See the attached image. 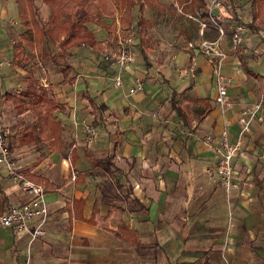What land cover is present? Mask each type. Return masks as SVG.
Instances as JSON below:
<instances>
[{
    "label": "crops",
    "instance_id": "1",
    "mask_svg": "<svg viewBox=\"0 0 264 264\" xmlns=\"http://www.w3.org/2000/svg\"><path fill=\"white\" fill-rule=\"evenodd\" d=\"M9 6L0 7L3 18L13 17L16 12L15 1ZM221 14L225 18L231 16L226 15V11ZM205 16L209 17V14ZM208 20L203 21L202 29L210 27L212 31L207 30L204 34V30H201L204 35L201 42L214 41L219 37L218 29ZM219 26L222 28L220 23ZM5 31L0 27V58L3 55L10 58L13 52V42L7 39L10 35ZM223 37L224 34L218 45L226 53L229 50L224 49ZM254 37L257 36L247 32L242 39L244 47L242 52L239 51L241 54L231 51L232 54H228L223 62V74L229 81L227 98L230 105L226 108L214 102L215 81L206 55L199 50L189 55L188 62L201 67L202 77L198 81L203 82L211 94L177 96H181V99L184 96L187 99L208 97L213 108L203 120L198 121L196 109L191 108L193 103L184 101L192 110L191 126L193 113L196 115V127L186 135L192 144L186 142L187 139L182 142L168 141L167 138L153 140L157 128L150 126L141 130L136 125L129 131L130 134L126 132L125 135L122 129L117 128L112 146L115 159L112 161L115 160L120 167L122 164L117 159L121 157L131 158V165L134 162L133 168L124 173L129 192L122 194L119 186H115V193L120 199L111 198L114 191L103 188L100 180L92 177L90 165L73 141L71 148L76 151V160L72 163L67 156L70 140L66 126L70 130L72 127L64 122L62 116H66V111H77L80 108L77 99L80 96L86 99L84 96L88 94H70L73 87L78 88L75 86L77 79L72 86L61 85L60 73L53 79L57 73L42 68L40 79L49 80L48 84H51L56 97L67 105L65 111L57 113L63 125L61 149L49 153L45 145L38 150L35 144L19 145L16 141L11 145V160L17 173L24 175L26 169L32 168V172L45 176L56 188H43L47 216L43 220L35 219L30 225L32 228L41 224L44 230L42 236L32 238L28 232L0 228V264H22L27 257L30 264H264V167L257 163L255 150L264 148V43L258 44ZM251 57L253 61L246 62ZM14 69L15 72L18 68ZM208 72H211V77ZM171 75V92L185 93L188 84L178 76ZM124 77H127L126 73ZM0 83V127L14 129L16 124L30 122V114L15 115L11 103L2 99L5 92H10L9 87L19 85L18 79L5 69ZM113 88L121 93L126 90V87ZM255 89H259L258 94H254ZM134 97L137 100L168 98L163 107L168 102L171 106V94L129 95L126 102L137 105L139 101ZM121 98L123 95L117 97ZM255 103L260 106L255 112L260 119L255 120L250 131L242 137V146L233 158L234 170L239 171L236 177L235 174L233 176L235 186H243L238 192L234 190L235 187L232 188L223 201L225 193L217 180L209 179L204 174L205 167L214 164L215 158L201 139L197 140L192 134L199 129H209L205 134H211L216 140L220 131L226 129L229 137L235 138L238 132L235 123L237 112ZM154 106L152 101L149 107ZM14 133L15 129L10 131L11 136ZM116 142L119 143L114 148ZM251 153H255V156ZM84 154L90 156L89 152L85 151ZM182 154L185 156L182 157ZM170 158L174 159L172 164ZM116 163L113 162V168L120 171ZM249 176H253L252 184L244 186ZM115 177L119 178L117 173ZM104 192L108 195L103 197ZM32 198L33 194L13 180L0 165V214ZM126 200H129L128 205Z\"/></svg>",
    "mask_w": 264,
    "mask_h": 264
},
{
    "label": "rangeland",
    "instance_id": "2",
    "mask_svg": "<svg viewBox=\"0 0 264 264\" xmlns=\"http://www.w3.org/2000/svg\"><path fill=\"white\" fill-rule=\"evenodd\" d=\"M14 1L15 0H0V7L10 8L9 4L13 3ZM159 1V6L147 5L144 8V15L150 20L152 24L148 30V37H145L144 40L140 41L137 37H135L133 32H130L126 36L127 38L129 37V35H133V41L126 43L124 47L129 48L130 51L134 54L135 61L131 63L133 65L129 69L130 71L128 70L127 72V69L131 64L122 73L123 79L125 78V73L127 75V77L125 78L126 86H124L126 87V90H122V93L113 88V80L117 71L114 69L112 63L104 58L106 52L103 54L95 53L92 52L88 47L82 46L77 48V50L75 49L76 51H71L68 58L69 62L74 67L73 73L77 76V84H75V86L77 85L79 88L78 89L76 87H73L69 93L73 94V92H75L74 94H88L89 96H91L92 94L93 96L91 97L94 98L97 109L92 111V106L89 104L88 100L80 96L77 99V101H80V108L77 109V111H66L64 113L66 114V116H62L64 122H67V124L72 127V129L70 130L66 126V132L69 134L68 140H70V145L66 150L67 152L70 151L72 141L77 144V148L79 149L80 153L84 158H86L88 164L90 165L89 173L92 175V177L95 176L96 179L100 180L99 184L103 188L113 190L114 192L112 193L111 198L115 199H120V197H117V194L115 193L117 189L114 184V177H111L112 173L104 170L100 165H95L91 161L92 159L97 158L104 159L105 156L113 153L112 146L113 142L115 141V132L117 128L122 129L123 135H125L126 132L127 134H130L129 131H131L136 125L141 127V130L150 126L157 128L154 132V136L156 137H153V140L167 138L168 141L175 140L182 142L187 139L186 142L189 141V143L192 144L191 140L188 139V136L186 135L191 133L190 130L192 131L196 127V125H194L196 123L195 113H193L192 122L194 126L192 125L191 127H187L184 126L176 116L175 112L169 105V102L168 105L163 107L164 102L169 101L168 98L166 100L161 97H158L157 99L153 98L151 100L148 98L137 100L138 98L134 97L136 101H139L137 105L135 103H127L126 98H129V95L136 96L137 94H171V86L169 84V82H171L170 79H172L171 77L173 76L171 75V73L178 76L188 84L185 94H211L210 89H206L203 82L198 81L202 77L201 67H199V65L197 66L196 64L194 65L188 62V57L192 52L194 53L196 52V50L201 51L199 46L202 39H204L203 33L207 30L212 31L210 30V27L202 29L203 23L208 19V21L211 22L210 17L213 18L216 22V18H218V20L220 21L218 22L222 25V29L224 31V37L222 40L224 49L226 51L229 50L228 52H226V57L228 56V54H232L230 52L234 50L237 51V53L241 54L239 51H241L244 47V45H242V39H244L247 35L246 31L243 32L240 36V43L235 45L233 48V43L231 41V29L236 25H233L235 21L231 20L230 18H225L221 14L222 12L226 11V15H231L230 11H228L227 8L229 6L227 0H223L221 8H213L211 13L209 12V17L202 15L200 10H198V12L185 10V8L178 4L176 0ZM204 1L207 5L208 10L210 11L209 8L212 6V2L214 0ZM35 3L39 7L41 17L44 20L47 19L51 12V8L45 5L42 0H35ZM15 10L16 12L13 13V17L3 18V16H1L0 14V27H2L3 30H6L5 32L10 35V38L8 37L7 39H10V41L12 42L14 40H17L20 36V33L23 31L20 17L17 14V7H15ZM245 10L246 9L238 10V14L240 15V17L244 18ZM118 16V13L115 14L117 23ZM88 27L90 28V30H92L96 38H98L99 40H104L106 38V31L100 26L90 23L88 24ZM201 30H204L203 33H201ZM116 35H118V30ZM254 38L256 42H259L258 44L264 43L257 37ZM119 40L121 39L118 38L116 45L120 48L121 46H119L118 44ZM189 42H191L193 46H190ZM123 44L125 43L123 42ZM117 47L113 49H118ZM42 50L43 48L39 46H36L34 50H30V54L32 56V64H28V68L26 71L18 68L17 71L14 72L15 69L11 66V64L1 70L0 78L1 74H3V71L7 69L8 71L12 72L14 78L18 79L19 85L9 87L8 91L15 92L14 89H18L20 87H22L23 89L29 76L40 79V76L43 75V73H41L42 68L50 69L51 72L53 71L52 73H57L53 75V79L58 75V73H60L59 68L55 67L48 57H40ZM0 61L11 63V57L9 58L8 56L3 55L0 58ZM249 61H253V58H249L246 62ZM105 64L106 66H103ZM208 73L211 77V72ZM212 75L214 79L213 70ZM167 76L168 78H166ZM48 81L49 80L46 79H40V82L43 86L49 85ZM145 81L147 82L146 84H144ZM228 82L229 81H227V84ZM83 87L85 89H83ZM2 88L4 89L5 87L2 86ZM129 88H133L134 91L129 92ZM196 88L201 89L198 90ZM258 91L259 89H255L254 94H258ZM119 93L120 95L118 96L117 94ZM122 95L123 98H121V100L117 99V97H121ZM191 97H193V95H191ZM152 101L153 106L155 105V101H157V104L154 106L155 108L149 107ZM228 103V105H224L223 107L221 106V108H226L230 105L229 99ZM255 104L247 105L245 107H252ZM259 107L257 108V110H259ZM191 108L192 110H195L197 109V106L191 104ZM4 115L6 116V118H8L6 114ZM22 115L24 116L26 114L24 113ZM27 118L29 117L27 116ZM258 119H260V117H257L256 115L253 116V119L250 122L249 131L251 129V126L254 125L255 120ZM87 126L92 127L95 132L91 143L87 142ZM8 128L9 131H14V129H11L9 126ZM208 130L209 129H199L196 130L197 132H194L192 135L195 136L197 140H200L206 135L205 132H207ZM136 134L138 133L136 132ZM244 135L245 134H242L240 136V147L242 146L241 140ZM140 137L144 139L143 136ZM135 142L136 141H134V143ZM255 150L258 154L256 155L257 163L261 165V167H264V148H256ZM85 151L89 152L90 156L88 155L87 157L86 154H84ZM251 154L252 156H255V153ZM184 156L185 154H182V157ZM129 161H131V158L124 159V157H121L117 159V162L119 164L121 163L122 167H120L115 162V160L112 161V163H116L121 168L120 171H116V173L117 176H119L121 184V187H118V190L122 194L124 192L128 193L130 189L127 181L124 179V173L126 174V172H128V170L132 169L134 166V162L131 165ZM171 161L174 162V159L170 158V164H172ZM128 164L130 165L128 166ZM171 166L172 165H170L169 167ZM205 169L204 174L206 175ZM116 173L114 174V176L116 175ZM234 174L236 177V174L238 175L239 171H236L235 169ZM22 177L26 180H29L25 178L24 175H22ZM252 178L253 176H249L246 181V185L244 186H250L252 184ZM262 184L264 188V181ZM242 186L243 184H237L234 190L238 192L240 189H242ZM104 193L102 194L103 197L104 195H108L106 194V192ZM226 196L227 194L222 196L223 201L226 200ZM128 203L129 200H126V205H128Z\"/></svg>",
    "mask_w": 264,
    "mask_h": 264
},
{
    "label": "trees",
    "instance_id": "3",
    "mask_svg": "<svg viewBox=\"0 0 264 264\" xmlns=\"http://www.w3.org/2000/svg\"><path fill=\"white\" fill-rule=\"evenodd\" d=\"M42 1L51 8V12L45 20L41 17L35 0H15L23 31L19 38L13 41L10 64L12 67L27 69L28 64H32L30 50L39 46L43 48L40 57H48L51 63L59 68L62 76L60 84L70 86L74 85L77 79L73 73L74 67L68 60L70 51L85 46L92 52L103 54L117 47L118 37L125 39L130 32H133L138 40H144L145 37H148V30L152 25L144 15V8L147 5H160L159 0ZM176 2L187 11L193 12L199 9L202 14H209L204 0H176ZM227 8L231 14V16L229 15L230 19L248 33L257 36L258 32L264 28V0H236L235 2L232 0ZM244 9H246L245 16L242 18L238 14V10ZM117 13L119 14L118 23L115 17ZM216 20L219 24L218 18ZM90 23L96 24L106 31L104 40L96 38L88 27ZM117 30L118 35H116ZM217 34H219L218 31ZM177 94L185 93L172 90L171 107L184 126H191L192 112L190 106L185 102L189 101L198 107L196 109L198 121L203 120L213 109L208 97L187 99L184 96L181 99V96L179 98ZM84 97L92 106V111L96 110L97 105L94 98L88 95ZM2 99L11 103L15 115L20 116L28 112L32 117L28 123L13 126L15 133L12 136L9 135L8 138L10 148L17 141L19 145L35 144L38 150L45 145L49 153L60 151L63 125L57 113L65 111L67 105L58 100L51 90V84L43 86L39 79L29 76L23 89L19 92H5ZM116 133H118V129ZM118 143L114 144V148ZM75 153L76 151L72 147L67 154L72 163L76 160ZM112 159L113 154H110L104 159H92V162L111 172L115 186L121 187L119 178L114 176V171H118V168L112 167ZM24 177L44 189L56 188V185L48 178L32 172V168L24 171ZM125 229L135 234V232Z\"/></svg>",
    "mask_w": 264,
    "mask_h": 264
},
{
    "label": "built area",
    "instance_id": "4",
    "mask_svg": "<svg viewBox=\"0 0 264 264\" xmlns=\"http://www.w3.org/2000/svg\"><path fill=\"white\" fill-rule=\"evenodd\" d=\"M229 0H227L228 2ZM223 0H214L212 6L209 8L210 13L213 8H221ZM211 23L219 31V37L214 41H203L200 43V50L206 55L208 62L212 66L214 81H215V97L214 102L218 106L228 105L227 98V81L228 79L223 74L224 60L226 53L222 51L218 45L220 37L224 34L223 29L219 24L211 18ZM243 28L240 25H235L232 28L231 41L233 46L239 44ZM258 39L264 42V28L258 34ZM120 38V37H118ZM121 39V38H120ZM125 44H123V42ZM133 41V35H129L125 40H119L118 44L121 46L118 49H111L105 53V59L109 60L114 69L117 71L113 83L115 88L122 89L125 86V81L122 78V73L127 67L134 62V54L129 48L124 47L126 43ZM190 46L193 44L189 43ZM10 63L0 61V72ZM133 88H129V92H133ZM259 104L252 107L241 108L236 115L235 123L238 128L237 136L235 138L229 137L226 129L220 131L218 139L215 140L211 134H206L201 141L210 150L212 156L215 158V163L206 167L205 173L211 179H216L219 186L225 194L235 187L234 182V167L233 158L240 149V136L249 131L250 122L255 115ZM10 131L8 128L0 127V165L4 166L9 176L13 180L20 182L22 187L33 194V198L22 205L11 207L7 212L0 214V228H11L16 232H28L32 238L42 236L44 230L41 224L30 227L31 222L37 218L43 220L47 216V207L44 201V189L42 186L35 184L30 180H26L22 175L15 172L14 164L11 160V148L9 143ZM87 142L91 143L95 135L92 127L86 128ZM22 264H30L29 258H25Z\"/></svg>",
    "mask_w": 264,
    "mask_h": 264
}]
</instances>
